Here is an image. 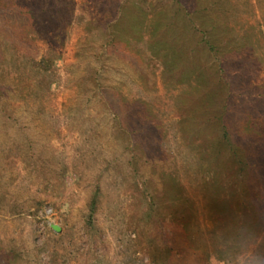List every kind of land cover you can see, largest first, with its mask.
Wrapping results in <instances>:
<instances>
[{"label": "rangeland", "instance_id": "1", "mask_svg": "<svg viewBox=\"0 0 264 264\" xmlns=\"http://www.w3.org/2000/svg\"><path fill=\"white\" fill-rule=\"evenodd\" d=\"M149 262L264 264V0H0V264Z\"/></svg>", "mask_w": 264, "mask_h": 264}, {"label": "built area", "instance_id": "2", "mask_svg": "<svg viewBox=\"0 0 264 264\" xmlns=\"http://www.w3.org/2000/svg\"><path fill=\"white\" fill-rule=\"evenodd\" d=\"M43 212H44V215L46 216L47 220L49 221L50 218H51L52 215H53L52 208L47 206V207L44 208ZM50 221H51V220H50Z\"/></svg>", "mask_w": 264, "mask_h": 264}, {"label": "clouds", "instance_id": "3", "mask_svg": "<svg viewBox=\"0 0 264 264\" xmlns=\"http://www.w3.org/2000/svg\"><path fill=\"white\" fill-rule=\"evenodd\" d=\"M149 264H150V262H149Z\"/></svg>", "mask_w": 264, "mask_h": 264}]
</instances>
